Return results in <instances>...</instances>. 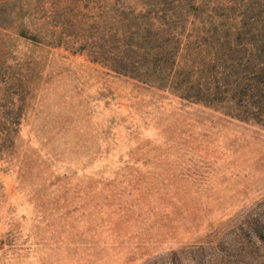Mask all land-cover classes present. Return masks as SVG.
I'll use <instances>...</instances> for the list:
<instances>
[{
    "label": "rangeland",
    "instance_id": "374dc122",
    "mask_svg": "<svg viewBox=\"0 0 264 264\" xmlns=\"http://www.w3.org/2000/svg\"><path fill=\"white\" fill-rule=\"evenodd\" d=\"M69 46L0 28V264H263L264 128Z\"/></svg>",
    "mask_w": 264,
    "mask_h": 264
},
{
    "label": "trees",
    "instance_id": "16d2710c",
    "mask_svg": "<svg viewBox=\"0 0 264 264\" xmlns=\"http://www.w3.org/2000/svg\"><path fill=\"white\" fill-rule=\"evenodd\" d=\"M0 28L264 128V0H0ZM259 217L238 230L264 259Z\"/></svg>",
    "mask_w": 264,
    "mask_h": 264
}]
</instances>
